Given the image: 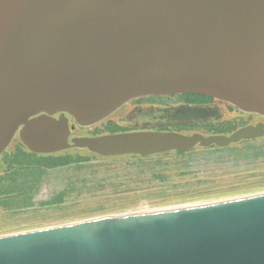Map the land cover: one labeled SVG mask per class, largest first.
<instances>
[{"label": "water", "instance_id": "obj_1", "mask_svg": "<svg viewBox=\"0 0 264 264\" xmlns=\"http://www.w3.org/2000/svg\"><path fill=\"white\" fill-rule=\"evenodd\" d=\"M188 94L264 118V0H0V157L16 136L32 154L102 158L264 137L259 123L69 141L134 99ZM222 116L188 108L160 119ZM0 264H264V193L1 236Z\"/></svg>", "mask_w": 264, "mask_h": 264}, {"label": "rangeland", "instance_id": "obj_2", "mask_svg": "<svg viewBox=\"0 0 264 264\" xmlns=\"http://www.w3.org/2000/svg\"><path fill=\"white\" fill-rule=\"evenodd\" d=\"M222 112L223 121H238L246 126L264 123V119L256 115L231 110ZM102 129V124L85 129L77 127L74 136L88 137ZM196 133L204 134L202 131L183 134L191 136ZM19 143L17 137L7 152L12 153ZM252 143L255 146L264 145V137ZM242 144L240 142L231 147L239 148ZM207 153L200 146L194 148L195 160L189 168L184 169V160L174 152L163 158V162L169 165L163 167L153 166L156 164L149 162L140 166L138 160L130 157L103 160L87 150H68L65 154L92 157L96 167L83 172H52L46 178L41 192L35 197V207L18 214L0 209V237L101 217L152 213L264 193V162L242 159L237 161L231 158L217 162V154ZM4 171L0 159V176ZM154 173H164L166 181L155 180ZM70 181H77L80 188L72 192L64 204L49 208L43 206V203L65 189ZM85 184L87 187L82 186Z\"/></svg>", "mask_w": 264, "mask_h": 264}, {"label": "trees", "instance_id": "obj_3", "mask_svg": "<svg viewBox=\"0 0 264 264\" xmlns=\"http://www.w3.org/2000/svg\"><path fill=\"white\" fill-rule=\"evenodd\" d=\"M194 96L195 102H202L203 100H210L211 98ZM111 126V123H110ZM246 126L245 123H238L234 121H219L213 120L210 122H205L195 125H184L176 126L177 133L184 132H199L202 131L205 136L211 135H231L238 129ZM103 130H96L94 135H101ZM109 134H117L120 130L118 128L106 130ZM93 135V136H94ZM255 141V140H254ZM243 143L239 148L236 147H225L218 148L212 146L210 148H202L203 151L208 152L207 154L215 153L217 154L218 161L221 162L224 158L230 160H252L254 162L262 161L264 162V145H253L252 141H242ZM198 147V146H197ZM196 148V147H195ZM66 152L50 155L41 156L32 154L29 152L22 144H18L12 153L7 151L1 157V161L5 168L4 173L0 176V209L11 213L18 214L30 208L35 207V197L41 192L42 187L46 183V178L52 172L59 170L70 171H86L94 166L95 159L92 157H83L80 155L72 156L65 154ZM177 157L182 159L183 167L189 168L190 164L195 160L194 149L189 152H174ZM100 157V156H99ZM136 159L139 161V165H144V162H149L150 164L155 163L153 166H169L168 163L163 162V158L168 157L167 154L154 155L151 157L143 158L137 155L125 156ZM124 158V157H117ZM107 160V158H102ZM116 159V158H109ZM163 170V169H162ZM188 170V169H187ZM186 172V171H184ZM186 174V173H182ZM128 175H131L129 173ZM153 176L155 180L160 182H165L166 177L164 173H154ZM137 177H139L137 175ZM107 182L106 179H104ZM99 184H102L100 182ZM87 187L86 184L82 185ZM78 182L70 181L65 189L59 191L55 196L48 202L43 203L46 207H58L64 204L67 197L78 190Z\"/></svg>", "mask_w": 264, "mask_h": 264}, {"label": "flooded vegetation", "instance_id": "obj_4", "mask_svg": "<svg viewBox=\"0 0 264 264\" xmlns=\"http://www.w3.org/2000/svg\"><path fill=\"white\" fill-rule=\"evenodd\" d=\"M188 108H204L207 110L218 111L221 114H223L222 110L239 112L231 108L228 104L214 99L195 102L194 96L190 95L141 97L126 103L107 120L103 121L101 123L103 125V131L101 132L109 134L106 131L107 128H118L120 130L118 133L175 132L176 126L195 125L211 121L208 120L199 123L164 124L165 122L160 119V117L167 115V113H173L176 110ZM55 117L58 118L59 115H56ZM258 117L264 119L261 116ZM76 130L77 128L71 133L70 140L80 138L74 136Z\"/></svg>", "mask_w": 264, "mask_h": 264}]
</instances>
